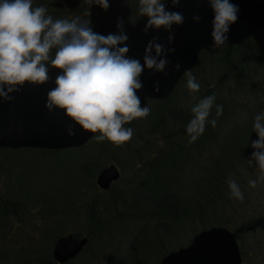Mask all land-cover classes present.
Returning <instances> with one entry per match:
<instances>
[{"label": "trees", "instance_id": "1", "mask_svg": "<svg viewBox=\"0 0 264 264\" xmlns=\"http://www.w3.org/2000/svg\"><path fill=\"white\" fill-rule=\"evenodd\" d=\"M84 1L87 19L89 3ZM61 2L64 0H34V6L45 5L55 18L60 14L55 4ZM191 72L201 84L197 99L214 93L216 103L223 105L222 115L216 116L214 105L209 117L217 120L216 126L207 124L196 141L188 142L185 126L196 100L187 96L185 75L168 98L149 102L154 116L149 118L147 136L141 141L151 136V142L131 150L123 146L126 142L115 146L110 141L92 139L81 148L66 150L85 156L81 165H96V171L75 173L68 187L70 205L36 214V226L28 222L27 217L32 216L28 203L0 196V264H58L53 246L68 233L89 240L85 249L66 264H107L115 250L124 256L122 264H150L154 255L158 256L153 262L157 264L169 252L163 251L169 248L164 244L180 242L184 227L197 224L210 228L215 224L243 229L241 234L249 226L264 227V211L255 219L245 217L246 224L241 217L230 219L235 209L245 208L246 199L251 198L247 189H253L248 180L258 173L255 162L250 164L248 159L254 151L251 141L259 138L253 131V118L264 110V31L242 45L204 50ZM135 120L125 126L131 127ZM91 149L93 152L88 151ZM4 151L0 150V155ZM102 157L103 162H99ZM107 157L134 176L101 191L94 178L106 165ZM230 175L244 191L243 201L228 195L226 179ZM133 187L139 192L129 200L127 193ZM53 219L55 224L47 226ZM155 243L159 246L154 253ZM148 254L152 258L147 259Z\"/></svg>", "mask_w": 264, "mask_h": 264}, {"label": "clouds", "instance_id": "2", "mask_svg": "<svg viewBox=\"0 0 264 264\" xmlns=\"http://www.w3.org/2000/svg\"><path fill=\"white\" fill-rule=\"evenodd\" d=\"M104 11L110 8V0H87ZM214 11L212 20L213 47L225 45L229 40L230 26L238 19L239 5L232 0H208ZM138 11L147 17L143 32L161 28L168 31L167 41H175L174 25H182L185 16L180 11L170 10L166 0H137ZM179 6L180 0H171ZM193 20L199 22L196 14ZM116 32L102 34L94 30L92 21L56 18L48 13L45 5L34 6V0H0V98L4 101L15 99L14 92L21 91L26 83L42 85L51 77L49 71L56 67L61 71L55 78V87L47 92L46 107L50 111L59 108L74 121L68 128L69 135H75L76 124L90 130L98 142L110 141L121 146L133 136L128 122L145 118L151 109L142 106L137 90L143 88L141 76L145 68L152 74L164 72L171 63L168 47L153 36L146 44L143 63L129 55L130 39L125 30V20L118 17ZM53 50L54 54H53ZM175 68L180 70L181 64ZM186 87L196 100L191 107L192 117L186 133L189 143L196 141L205 131L206 125L216 126V119H209L213 106L216 116L222 115L223 105L216 103V95L210 94L197 99L201 84L196 76L186 70ZM159 90V81L156 82ZM253 131L258 139L251 141L254 151L250 164L255 162L258 173L249 178L252 188L264 183V110L253 118ZM228 195L239 201L245 199L240 184L231 175L226 179Z\"/></svg>", "mask_w": 264, "mask_h": 264}, {"label": "water", "instance_id": "3", "mask_svg": "<svg viewBox=\"0 0 264 264\" xmlns=\"http://www.w3.org/2000/svg\"><path fill=\"white\" fill-rule=\"evenodd\" d=\"M239 5L238 19L230 26L229 40L225 46L241 45L253 35L264 31V3L259 0H232ZM170 10L180 11L185 16L182 25H174L175 41L169 44L168 31L161 28L152 29L148 34L143 32L147 17H140L135 23L130 20L131 8L128 0H110V8L104 11L97 5L90 4V19L95 31L102 34L116 32L118 17L125 20V30L130 39L129 55L139 58L143 63V55L147 42L153 36H159L160 42L168 47H174L170 52L171 63L164 72L152 74L145 68L141 80L143 88L138 91L142 106L149 100H164L175 89L186 70H192L203 50L213 47L212 20L214 11L208 0H180L179 6H173L171 0H166ZM200 15L201 20H193L194 15ZM179 62L181 68L176 70ZM61 70L53 67L49 71L51 79L42 85L26 83L21 91L11 95L12 101L0 98V149L31 148L61 151L78 148L86 144L94 135L90 130H84L76 124L75 135H69L68 128L74 121L64 110L50 111L46 107L47 92L54 88L55 78ZM159 81V90L156 82ZM121 177L116 164H111L101 170L96 178V184L102 190H108ZM238 231L226 227H211L196 234L190 244L165 255L158 264H242V253L238 242ZM88 237H77L73 233L57 239L53 246V258L58 264H66L76 258L88 244Z\"/></svg>", "mask_w": 264, "mask_h": 264}, {"label": "rangeland", "instance_id": "4", "mask_svg": "<svg viewBox=\"0 0 264 264\" xmlns=\"http://www.w3.org/2000/svg\"><path fill=\"white\" fill-rule=\"evenodd\" d=\"M55 5V10L59 11L60 14H55L56 16L54 19H73L77 16L84 19L87 14V3L84 0H64V2L56 3ZM132 5L135 11L138 12L137 0H132ZM54 51L55 50H53V54ZM211 70H213V67ZM186 92H188L187 96H191L190 98L193 99V94L188 88ZM187 96L181 95L182 98ZM153 116L154 112H150L147 117L141 118L142 120H140V118L135 120L134 125L131 126V128H133V136L123 145L124 147L134 150L138 149L139 145L144 143L147 144L153 140L151 139L152 137L149 136L144 142L141 141L142 138L147 136L145 130H148L149 122ZM88 151L91 152L92 149ZM124 154L123 152L120 156ZM112 160V158L107 157L104 162H106V165H109L113 162ZM80 161H85V156L81 155L79 152L35 150L30 148L19 151L6 150L0 155V196L3 195L9 199L13 197L14 199H19L22 202L28 203V212L32 215L27 217L28 222L30 225L34 223V226H36L39 223V217L36 214L48 213V208L54 209L61 204L64 206L70 205L72 202V195L68 192V187L75 173H94L96 171V165L91 164L85 168V165H81ZM98 161L103 162V157L98 159ZM122 161L124 160L122 159ZM118 166L122 171L121 179L118 184L121 185L126 182L130 175L128 174V170L120 165ZM251 177L256 178L254 174ZM95 178L94 184L96 185ZM85 186L87 187L88 184ZM247 191L250 192L249 195H251V198L247 196L249 200L246 199L247 205L245 204V208L238 207L235 209V214L231 216V220L241 217L242 222H247L248 219H255L258 214L262 216L264 211V183L258 184L257 187L253 189H247ZM138 192L139 190H137V187H133L131 191L127 193L129 200H133ZM40 203L45 204L46 207H43ZM245 217L248 219L244 221V219H246ZM226 218L229 219V214ZM55 222L56 219L48 221L47 226H52ZM142 223L143 221H141L139 226H141ZM118 227L120 229V226ZM203 227L204 226L197 224L195 227H193V225L184 227L181 231L182 236L180 242L176 243L174 241L167 244L165 243L164 247L169 248L163 251H170L188 244L194 234L206 230V228ZM114 231L115 233H119L116 230ZM240 242L244 251L245 264H264V227L259 226L255 230L241 234ZM158 246L159 245L155 243V249L151 251L155 253L158 250ZM250 251L253 253L252 256L250 255ZM152 256V254H148L147 259L152 258ZM123 257V255L118 254V251L115 250L108 258L110 261H107V264H122ZM156 257L158 256H153V260L150 264H155L153 262Z\"/></svg>", "mask_w": 264, "mask_h": 264}, {"label": "flooded vegetation", "instance_id": "5", "mask_svg": "<svg viewBox=\"0 0 264 264\" xmlns=\"http://www.w3.org/2000/svg\"><path fill=\"white\" fill-rule=\"evenodd\" d=\"M129 3H130V5H131V9H132V12H133V7H132L133 5H132V3H131V0H129ZM138 13H139V11H138ZM140 17H142V16L139 14V16L137 17V19H134V17H133L132 14H131L130 19H131L132 22H135V21L138 20ZM254 229H255L254 226H249V227L246 228V230H248V231H251V230H254ZM250 252H251V251H250ZM242 253H243V251H242ZM243 254H244V253H243ZM250 255L252 256L253 253L251 252ZM243 258H244V255H243ZM263 258H264V256H263ZM242 264H245V260H243Z\"/></svg>", "mask_w": 264, "mask_h": 264}]
</instances>
